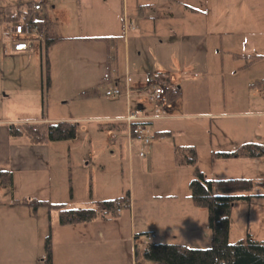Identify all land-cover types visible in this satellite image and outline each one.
Instances as JSON below:
<instances>
[{
    "label": "rangeland",
    "instance_id": "1",
    "mask_svg": "<svg viewBox=\"0 0 264 264\" xmlns=\"http://www.w3.org/2000/svg\"><path fill=\"white\" fill-rule=\"evenodd\" d=\"M120 1L0 0V44L8 33L9 23L4 16L20 3L39 2L41 10L35 12V18L49 19L61 35L106 36L109 40L108 45L90 43L83 47L70 42L53 44L41 54L33 49L21 58L3 54L0 48V170L11 171L14 178L12 188H0V205L15 202L9 208L0 206V264H42L45 254L41 248L47 235L51 241V264H148L143 260V250L149 241L208 248L207 212L193 206L188 198L192 167L175 163V147L193 145L197 165L209 179L231 175L229 178L250 177L264 183V157L254 161L260 174L250 176L243 170L238 175L224 172L226 161L214 159L210 153L211 148L233 150L246 142L264 144V114L228 120L193 117L168 123L154 121L152 127L146 125L143 136L130 147L124 138L116 144L108 140L110 133L103 129L106 120L102 119L116 107L117 111L123 110L121 99H111V91L117 89L114 81H101V78H106L108 70L111 77L116 73L119 78L124 76L126 24L132 42L131 78L140 75L146 82V77L156 73L158 64L165 63L176 79L175 86L185 88L182 96L174 101L175 108L169 109L168 104L170 107L164 109L166 115L184 117L199 106V102L192 100L198 82L195 86L182 82L181 69L201 71L204 67L197 59L190 66L177 63L184 44L166 61L163 49L157 51L153 23L136 22L135 0H129L128 9L122 14ZM220 3V27L224 30L235 27V30L233 36H223L222 74H218L221 72L216 65L210 66L213 111L230 110L235 105L241 112L264 113V57L246 66L244 58L236 60L230 56L231 53L264 55V0H220ZM187 19L175 16L167 19V23L177 28L206 27L215 20L202 16H192L191 22ZM134 27L137 32L132 31ZM163 28L155 31L161 32ZM138 29L147 30L145 34L149 35L141 38ZM133 36L137 39H132ZM229 47L232 52L228 54ZM261 81V85H254ZM251 84L254 90L249 89ZM249 91H252L250 96ZM147 100L145 109L155 110ZM130 113L139 115V108L133 102ZM41 117L74 123L75 137L44 145L9 139V125ZM162 127L170 130L171 136L154 137L155 130ZM145 137L149 139L147 145H143ZM138 150H144V158L137 155ZM20 156L23 162H16ZM30 156L39 161L40 167L36 170L27 168ZM127 194L129 207H122L112 221L70 226H59L55 212L48 214V210L41 207L33 214L27 205L21 204L31 198L64 203L67 208H98L104 200ZM251 194L264 195V185L257 186ZM246 230L256 239L264 240V197L254 196L249 202L233 203L229 243L242 240ZM144 232L147 235H141ZM38 233H41L39 243Z\"/></svg>",
    "mask_w": 264,
    "mask_h": 264
},
{
    "label": "trees",
    "instance_id": "2",
    "mask_svg": "<svg viewBox=\"0 0 264 264\" xmlns=\"http://www.w3.org/2000/svg\"><path fill=\"white\" fill-rule=\"evenodd\" d=\"M30 3L20 4L11 15L4 16L5 22H12L21 18V9L25 8V17H29ZM32 23H44L46 25V50L51 45L63 40L58 35L55 25L47 19H32ZM235 57L242 55L235 54ZM262 55L248 56V63L261 59ZM155 84L162 85L165 89L167 103L175 101L179 97V90L170 82L167 73L154 75ZM263 81L257 82L261 85ZM111 125V127H110ZM126 123H110L108 129L125 130ZM136 123L130 124L132 138L136 137ZM9 136L14 139L24 138L30 144H41L49 141H62L73 139L76 135V126L72 122L61 121L52 123H32L11 125ZM159 133H155L157 136ZM161 135H169L161 132ZM221 158L230 157H264V145L258 142H247L234 152H214ZM174 159L177 165L192 167V177L188 183V198L193 206L203 208L207 212V228L210 232V246L205 249L190 248L183 245L170 243L148 242L143 250V260L148 264H264V240L256 239L246 230L242 240L232 244L228 241L230 224V211L234 202H249L254 196L251 192L259 185H264L262 180L249 178H224L209 179L197 165V154L193 146L175 147ZM13 175L9 170H0V188H12ZM32 213L38 208H46L48 213L55 212L59 226L90 223L96 219L111 220L119 215L117 204L124 208L129 207L128 194L123 197L104 200L98 208L86 206L80 208H67L64 203H54L48 200H34L28 198L25 202ZM141 235H147L143 233ZM44 264H51V241L47 235L43 245ZM135 264H142L136 262Z\"/></svg>",
    "mask_w": 264,
    "mask_h": 264
},
{
    "label": "crops",
    "instance_id": "3",
    "mask_svg": "<svg viewBox=\"0 0 264 264\" xmlns=\"http://www.w3.org/2000/svg\"><path fill=\"white\" fill-rule=\"evenodd\" d=\"M22 4V3H20ZM18 4V5H20ZM16 5V7L18 6ZM23 5V4H22ZM129 5V0H121L120 1V9L121 13L125 15ZM15 7V9H16ZM222 5L220 3V0H135V10L137 11L136 16V22L139 24L141 22L150 21L153 23L154 31L152 32L154 36H156L157 40V51L163 49V52L165 53L163 57L166 61L170 59L171 56H174L176 50L180 45H182L183 52L181 51L182 56H178L177 63L182 64L183 66H190L192 65L193 60H199L201 61V64L204 66L201 71L193 70V69H181L182 82L188 83L190 86H195L196 82L197 86L195 88L197 89L196 96L192 99L193 102H199V106L192 108L191 111H189V114L185 115L184 117L181 116H175V115H166L164 109H166L170 104L171 107L169 109H174L175 107L172 106L174 101L171 103H167L166 100L164 103H160L159 105H156L153 103L149 97L148 93L151 91L152 86L156 83L154 80V75L157 73H167L170 77V82L173 86H175V77L170 73V69L167 67V64L162 63L158 64L156 73H152L148 79L146 77V82L142 79L140 75H136L135 77L131 78V69H130V45L132 42H130L128 34V24H126V28L123 30V61H124V76L122 78L118 77V74L116 73L114 77H111L110 70H108L106 78L102 79L101 81H114L115 85L117 86V89H119V96L116 98L111 99H121L119 101L120 105L122 106L123 111H117V107L114 109L116 111H111L110 115L106 117L105 125L103 126V129L107 130L110 134H116L117 140L113 143H118V141L122 138L127 140L128 146L130 147L132 143L134 142L136 144V140H139L137 138H128L127 136V128L125 130H115V129H108V125L110 123H124V119L128 113L131 112V103L133 102L137 108H139V115H137L139 118H141V123L144 126V129L146 125L153 126L154 121H165L168 123L171 120H181V119H217V120H224V119H236L241 117H257L264 113H251L250 111L241 112L235 108V105L230 107V110H224L221 109L220 111H213V107L211 105V96H210V66L212 64L216 65L218 72H221L223 69L222 66V58L224 51V40L223 36L225 34H232L234 32L235 27H230L229 30H224L222 27H220L222 21H219L218 18L222 16ZM179 8L181 10H179ZM14 9V11H15ZM13 11V12H14ZM12 12V13H13ZM7 14V15H11ZM5 15V16H7ZM175 16H181L186 19L188 17L189 19L194 16H202V17H213L215 18L212 25L206 26V27H195V26H181L180 28H177L169 23H167V19L174 18ZM125 19V18H124ZM189 19H187L188 22H191ZM50 21L49 19H47ZM129 20L132 19L129 17ZM125 21V20H124ZM51 22V21H50ZM53 23V22H51ZM124 23V22H123ZM55 25V23H53ZM158 27L163 28L161 32L155 31ZM124 28V25H122V29ZM56 32L59 36L64 38L61 41L56 42L55 44L60 43H72V45L76 47H83L84 45H89L90 43H103L108 45L109 40L106 39L107 37H67L65 35H61L58 32V29L55 25ZM132 31L137 32V29L132 28ZM143 32V33H142ZM138 33L141 34V38H144V36H148L149 34L147 30L138 29ZM233 36V34L231 35ZM132 39H137L135 36L131 37ZM229 49H226V52L229 54L232 51H229ZM46 49V48H45ZM165 50V51H164ZM30 51H24V52H11L9 54H14L17 57L21 58L22 54H29ZM191 56L189 57V55ZM153 55H156V51L153 52ZM240 55V54H239ZM242 57H235V53H231V59H241L244 58L246 66L253 65L256 61L255 60L252 63H248V56L241 54ZM261 55V54H257ZM249 56H253L252 54ZM264 57V55L262 54ZM177 57V56H176ZM247 59V62H246ZM262 59V58H261ZM115 61L117 62V58H115ZM108 63L110 64V61L108 59ZM218 74H222L218 73ZM217 75V73L215 74ZM235 75V73H234ZM153 81H152V80ZM199 84V85H198ZM253 84L249 85L250 90H254V88H250ZM255 86H257V82L254 83ZM179 90V97L182 96L184 93L185 88L182 86L177 87ZM195 91V90H194ZM113 92V90L111 91ZM126 92H128V96H126ZM252 92V91H251ZM251 92L249 91L248 95H251ZM221 93L223 94V89L221 87ZM253 96L254 92H253ZM145 99L154 105L155 110L152 111L151 107H147L145 109ZM223 108V107H222ZM156 109L159 111L156 112ZM162 109V110H161ZM124 112V113H123ZM194 117V118H193ZM34 123H52L54 122V119H46L44 117H41V119H33L28 120L26 122H23L22 124H32ZM14 125V124H11ZM7 128V135L9 139L16 142L17 140H22L28 144H30L28 141H26L24 138H18L14 139L9 136V128ZM20 125V124H19ZM126 126V125H125ZM111 127V125H110ZM127 127V126H126ZM156 129L155 133H159L157 136L154 135V137L162 138L166 136H171L170 130L167 129ZM198 129H201V126L198 127ZM209 130V126H207V131ZM161 132H168L169 135H161ZM109 134V135H110ZM109 140V136H108ZM47 143V142H46ZM46 143L41 144H30V145H44ZM247 143V142H246ZM262 144V143H261ZM242 145V144H241ZM264 145V144H262ZM193 146V145H189ZM128 147V148H129ZM240 145L233 150H225V149H210L211 156L214 159H220L223 161H226V170L224 172L229 173H237L240 174L241 170L248 172L250 176H257L261 172L260 168L258 167L257 162H254L258 158H248V157H230V158H221L214 155V152H234L236 151ZM130 151V150H129ZM21 156L19 158H16V162H23L21 160ZM259 159H263V157H259ZM29 161L31 162L27 168L31 170H36L38 167H40L39 161L30 156ZM264 167V166H263ZM238 169V170H237ZM264 171V170H263ZM13 175V174H12ZM231 177V175L229 176ZM226 177V178H229ZM224 179L223 177H221ZM250 178V177H249ZM217 179V178H216ZM219 179V178H218ZM14 181V178H13ZM13 185V184H12ZM22 205H25L24 203H21ZM10 205H15V202H10V204H1L0 206L5 207L7 206L9 208ZM26 207H29L28 205ZM30 209V208H29ZM39 209V208H38ZM37 209V210H38ZM36 210V212H37ZM35 212V213H36ZM33 213V214H35ZM49 214V213H48ZM111 220H102V219H96L94 221H112ZM92 221V222H94ZM146 233V232H144ZM143 234V233H141ZM41 239V233H38L37 235V242L39 243ZM150 242V241H149ZM37 245V244H35ZM38 246V245H37ZM43 249L41 248V251ZM44 251V250H43ZM41 263L44 264L41 260Z\"/></svg>",
    "mask_w": 264,
    "mask_h": 264
},
{
    "label": "built area",
    "instance_id": "4",
    "mask_svg": "<svg viewBox=\"0 0 264 264\" xmlns=\"http://www.w3.org/2000/svg\"><path fill=\"white\" fill-rule=\"evenodd\" d=\"M41 10V3H30L29 6V17H25L24 12L25 8L21 9V18L9 23L8 33L5 39L1 42L0 48L3 54H9L11 52H24L31 51L36 49L40 54L46 48V25L44 23H32V19H36L34 14L37 11ZM262 91L264 92V84L262 87ZM119 91L116 89L111 93L112 98H116L119 96ZM126 96H128V92H126ZM149 99L159 105L160 103L165 102V89L162 85H153L151 91L148 93ZM159 110L156 109V112ZM127 126V136L132 139L130 132V124L136 123V137L140 139L143 136L144 126L141 123V118H139L135 113H128L124 119ZM109 140L115 142L117 140L116 134H110ZM143 145H147L149 143V139L145 137L143 140ZM137 155L140 158L145 157L144 150H138ZM122 205L117 204V211H120Z\"/></svg>",
    "mask_w": 264,
    "mask_h": 264
}]
</instances>
